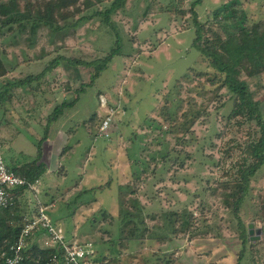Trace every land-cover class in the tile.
Instances as JSON below:
<instances>
[{
  "label": "rangeland",
  "instance_id": "1",
  "mask_svg": "<svg viewBox=\"0 0 264 264\" xmlns=\"http://www.w3.org/2000/svg\"><path fill=\"white\" fill-rule=\"evenodd\" d=\"M193 1L176 13L168 11L177 5L171 0H127L112 15L115 29L101 15L58 32L42 27L33 37L19 29L21 50L32 47L33 55L21 53L26 60L16 79H0V124L4 118L10 133L21 131L14 146L19 161H31L43 149L48 167L36 189L21 197L22 211L31 216L44 206L67 240L91 242L97 257L113 264H264V164L240 207L247 232L251 222L262 227L259 240H242L231 206L239 145L251 140L258 126L230 117L234 94L217 91L198 76L213 69L193 46ZM110 2L85 13L104 10ZM233 3L244 9L247 24L264 19V0H202L195 10L204 22ZM118 44L120 54L84 89L97 66L55 60L93 61ZM45 69L31 83L8 84ZM248 80L264 117V75ZM30 95L37 100L31 107L25 99ZM75 96L73 107L49 120L55 106ZM190 97L206 110L187 131L181 128L182 113ZM47 101L51 105L44 108ZM109 113V137L101 136L99 127ZM65 125L72 128L67 134ZM121 198L129 207L133 201L143 206L144 222L136 221L141 231L147 227L143 236L134 238L128 234L132 225L123 226ZM181 210L191 214V223L172 232L169 213Z\"/></svg>",
  "mask_w": 264,
  "mask_h": 264
},
{
  "label": "trees",
  "instance_id": "2",
  "mask_svg": "<svg viewBox=\"0 0 264 264\" xmlns=\"http://www.w3.org/2000/svg\"><path fill=\"white\" fill-rule=\"evenodd\" d=\"M171 1L172 5L175 2L177 5L169 8L168 11L177 13L178 10H181L180 5L183 6L187 0ZM201 1H193L189 10L194 16L196 29L193 46L199 50L201 58L207 62L208 67L213 71H199L198 76L206 77V80L215 86L217 91L227 88L234 94L230 117L240 118L239 123L253 120L258 126L253 134L250 133L251 140L244 145H239L241 161H239L240 167L237 170L236 189L232 191L234 199L231 206L241 227V238L245 242L249 235L247 226L240 217V207L250 189L251 178L264 164V117L260 106L251 95L248 80L264 75V19L247 24L244 9L233 3L217 10L213 13L212 18L202 22L195 10L196 5ZM102 2L104 0H97L96 2L94 0H9L0 3V16L4 18L3 25L17 24L22 32L28 31L30 37L36 35L42 27H48L52 32L76 28L81 22L90 20L95 15H101L103 22L115 29L112 15L122 9L127 0H111L104 10H98L91 14L85 13L96 3ZM117 54H120L119 44L103 58L93 61L70 59L63 56L57 57L55 60L57 62L66 60V65L97 66L89 81L81 85L80 89H84L85 85L94 84L96 78L108 68V64ZM52 66L55 65L52 64ZM7 72L5 67L0 66V76L6 75ZM45 73L46 69L37 75H28L24 79L10 84L20 86L27 81L31 83L41 78ZM77 99L78 96H75L73 99L65 100L55 106L49 120H56L66 108L74 106ZM187 102L189 107L182 113L181 128L190 131L205 112L206 106L198 104L194 97H190ZM176 122H179V118L176 119ZM13 169L31 183H36L46 172L47 165L40 161L39 150L36 159ZM28 188V185H24L13 190V195H15L13 202L0 211V251H7L9 255L12 253L11 246L18 241L26 219L30 216L28 212L22 211L20 202ZM125 202L126 200L121 198L119 214L122 224L126 228L132 225L128 232L129 235L134 238L141 237L143 235L139 234H143L147 227L141 231L140 227L136 225V221L140 219L141 222H144L141 214L143 206H137L133 201L129 207ZM169 221L172 232H175L177 225L186 227L191 223V214H186L183 210L180 212L171 211ZM55 255H57L56 249L43 248L37 242H33L23 251L22 264H61L60 261L54 260ZM94 260L100 263L113 264L110 260L106 261L104 256L98 258L97 252ZM0 264H5L4 259L0 260ZM237 264H240V261Z\"/></svg>",
  "mask_w": 264,
  "mask_h": 264
},
{
  "label": "built area",
  "instance_id": "3",
  "mask_svg": "<svg viewBox=\"0 0 264 264\" xmlns=\"http://www.w3.org/2000/svg\"><path fill=\"white\" fill-rule=\"evenodd\" d=\"M111 115L112 113H109L99 127L101 136L109 137ZM38 182L31 183L9 167L2 150L0 130V211L13 202V190L24 185H28V190H34ZM40 236L43 240L37 241ZM33 242L43 248L56 249L54 260L60 261L61 264H103L94 260L96 251L91 242L67 240L61 229L52 223L44 206L28 216L18 241L10 248L12 253L9 255L7 251H0V260L4 259L5 264H22L23 251Z\"/></svg>",
  "mask_w": 264,
  "mask_h": 264
},
{
  "label": "crops",
  "instance_id": "4",
  "mask_svg": "<svg viewBox=\"0 0 264 264\" xmlns=\"http://www.w3.org/2000/svg\"><path fill=\"white\" fill-rule=\"evenodd\" d=\"M8 1L9 0H0V3L8 2ZM3 19L4 18L0 16V66L5 67L8 72L6 75L0 76V79L4 80V78H7V77H11L12 79H16L18 77L15 75L16 72L23 65L21 63L26 60L25 58H23V59L20 58L21 53L22 52H24V54L28 53L29 56H31V54L33 55V53L31 52L32 47H29V49L26 48V51L21 50V46H20V42H19L20 41L19 33L21 31L19 30V26L17 24L3 25ZM15 25H16V27H14ZM30 61H32V60H30ZM56 69H58V68H56ZM8 84H10V82ZM17 89H18V92L22 90L20 88H17ZM18 92H16L15 94H18ZM27 96L25 99L31 107V103L32 102L36 103L37 100L32 95H30V100H29L27 98ZM14 98H12V100H14ZM25 99H22V100H25ZM17 103H18V101H16V104ZM48 105L49 106L51 105L50 101H47L46 106L44 103L43 107L45 108ZM63 112L59 116H62ZM7 121L6 120L4 121V118H3L2 123L4 126H2V124H0L1 143H2V150H3L4 157H5L8 165H9V167L13 169L15 167H20V166L24 165V164H14V163H30L31 161H33L37 157L34 158L33 160L27 161V162L19 161V158L17 156L18 151L16 149H14V146H17L19 143V135H20L21 131L19 129H17L16 132H14V130H13L10 133V131H8L9 130L8 129L9 124ZM20 123H23L26 127L29 126V123H27V121L25 119H22L20 121ZM29 127L32 128L31 126H29ZM67 127H68V125H65L63 128L64 129L63 131L65 134H67V132H66L67 129H69V130L72 129V128H67ZM47 139H48V137H46V140ZM12 151H14V152H12ZM23 152H24V150L20 151L21 154ZM42 152H43V149H41V151H40V161L43 163H46L44 161V159L42 158ZM8 153H10V154H8ZM47 170H48V167H47Z\"/></svg>",
  "mask_w": 264,
  "mask_h": 264
},
{
  "label": "water",
  "instance_id": "5",
  "mask_svg": "<svg viewBox=\"0 0 264 264\" xmlns=\"http://www.w3.org/2000/svg\"><path fill=\"white\" fill-rule=\"evenodd\" d=\"M248 233L251 241H257L261 238L263 233L262 227H256L254 222L248 224Z\"/></svg>",
  "mask_w": 264,
  "mask_h": 264
}]
</instances>
